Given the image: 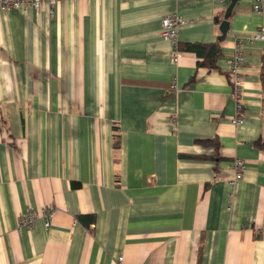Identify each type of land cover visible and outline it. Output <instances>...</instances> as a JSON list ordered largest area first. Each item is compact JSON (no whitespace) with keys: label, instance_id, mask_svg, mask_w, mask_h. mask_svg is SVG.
Returning a JSON list of instances; mask_svg holds the SVG:
<instances>
[{"label":"crops","instance_id":"crops-1","mask_svg":"<svg viewBox=\"0 0 264 264\" xmlns=\"http://www.w3.org/2000/svg\"><path fill=\"white\" fill-rule=\"evenodd\" d=\"M252 2L236 1L214 69L187 51L174 62L160 24L177 15L182 46L214 43L230 0H59L52 16H0V264H264ZM238 44L235 126L226 60ZM211 139L217 157L198 144ZM46 208L49 228L39 217L18 231Z\"/></svg>","mask_w":264,"mask_h":264},{"label":"built area","instance_id":"built-area-1","mask_svg":"<svg viewBox=\"0 0 264 264\" xmlns=\"http://www.w3.org/2000/svg\"><path fill=\"white\" fill-rule=\"evenodd\" d=\"M58 1L59 0H0V16L11 10H17L27 6H30L35 10H39L44 6H48L50 8V16H52V8ZM252 10L261 18V23L258 31L253 36L252 40L261 42L263 44L262 55L264 60V0H253ZM179 25L180 18L174 14L164 17L161 20L160 24V36L163 41L168 42L172 45L174 62L178 60V57L180 55L178 52ZM243 61L244 58L238 44L236 52L233 54V56L226 60V76L228 78V82L231 85V98L235 103L237 111V115L232 118L230 122L235 126L242 125L244 122L242 117L243 108L241 103L243 89L239 73V68L243 64ZM233 167L236 171L235 180H240L243 174V161L236 160L233 164ZM53 213L54 211L52 208H46L42 210L39 215L31 213L22 216L18 220V231H21L23 228H31L39 217L43 220L44 227L49 228ZM119 261H121V259H119Z\"/></svg>","mask_w":264,"mask_h":264},{"label":"trees","instance_id":"trees-1","mask_svg":"<svg viewBox=\"0 0 264 264\" xmlns=\"http://www.w3.org/2000/svg\"><path fill=\"white\" fill-rule=\"evenodd\" d=\"M218 23H221L216 19ZM222 40V39H221ZM220 39L215 41L214 43L210 44H186L185 46H182L178 42V52L181 54L184 51L187 52H192L195 53L200 61L198 62V65L201 67H205L207 69H214L215 68V63L218 57L220 56ZM263 79H264V67H263ZM113 140H114V147L118 148L119 146V135L118 131L114 129V135H113ZM198 144H200L203 147H213L214 152H215V157L218 155V150H219V143L217 142L216 139H211V140H199ZM76 186V184H73Z\"/></svg>","mask_w":264,"mask_h":264},{"label":"water","instance_id":"water-1","mask_svg":"<svg viewBox=\"0 0 264 264\" xmlns=\"http://www.w3.org/2000/svg\"><path fill=\"white\" fill-rule=\"evenodd\" d=\"M237 0H230V4L228 5L227 9L225 10L223 20L220 23L219 30L221 33V36L218 39H223L226 36V33L228 31L229 22L228 19L232 13L233 7L235 5Z\"/></svg>","mask_w":264,"mask_h":264}]
</instances>
